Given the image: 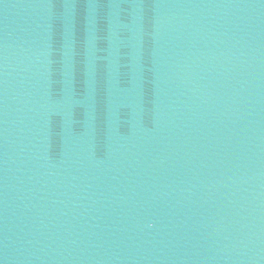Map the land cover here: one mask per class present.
<instances>
[{
    "label": "water",
    "instance_id": "95a60500",
    "mask_svg": "<svg viewBox=\"0 0 264 264\" xmlns=\"http://www.w3.org/2000/svg\"><path fill=\"white\" fill-rule=\"evenodd\" d=\"M0 264H264V0H0Z\"/></svg>",
    "mask_w": 264,
    "mask_h": 264
}]
</instances>
